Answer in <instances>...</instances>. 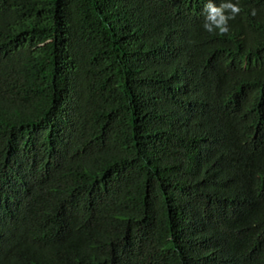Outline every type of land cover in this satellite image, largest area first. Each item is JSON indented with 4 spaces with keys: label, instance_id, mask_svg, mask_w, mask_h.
<instances>
[{
    "label": "trees",
    "instance_id": "trees-1",
    "mask_svg": "<svg viewBox=\"0 0 264 264\" xmlns=\"http://www.w3.org/2000/svg\"><path fill=\"white\" fill-rule=\"evenodd\" d=\"M205 2L0 0V264H264V30Z\"/></svg>",
    "mask_w": 264,
    "mask_h": 264
},
{
    "label": "clouds",
    "instance_id": "clouds-1",
    "mask_svg": "<svg viewBox=\"0 0 264 264\" xmlns=\"http://www.w3.org/2000/svg\"><path fill=\"white\" fill-rule=\"evenodd\" d=\"M247 1L252 25L255 28L260 25L264 30V0ZM202 11L203 29L210 34L225 35L229 32L228 21L234 20L241 12V8L238 3H232L231 0H222L218 5L213 0H206Z\"/></svg>",
    "mask_w": 264,
    "mask_h": 264
}]
</instances>
